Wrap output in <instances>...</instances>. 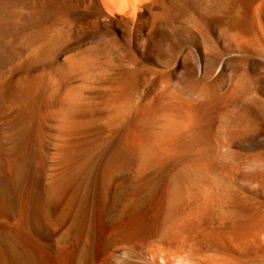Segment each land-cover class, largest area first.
Instances as JSON below:
<instances>
[{
    "label": "bare ground",
    "instance_id": "1",
    "mask_svg": "<svg viewBox=\"0 0 264 264\" xmlns=\"http://www.w3.org/2000/svg\"><path fill=\"white\" fill-rule=\"evenodd\" d=\"M0 264H264V0H0Z\"/></svg>",
    "mask_w": 264,
    "mask_h": 264
}]
</instances>
